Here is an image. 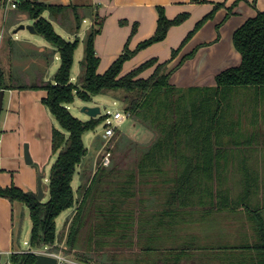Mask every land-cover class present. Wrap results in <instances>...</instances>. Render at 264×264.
Masks as SVG:
<instances>
[{"label":"trees","instance_id":"16d2710c","mask_svg":"<svg viewBox=\"0 0 264 264\" xmlns=\"http://www.w3.org/2000/svg\"><path fill=\"white\" fill-rule=\"evenodd\" d=\"M218 4L222 5V3ZM83 7L90 8V6ZM217 7L219 6L217 5ZM18 9L21 13L27 14L29 19L34 20L33 24L38 34L50 44V47L36 52V55L44 57L49 68L53 65L57 55L61 59L59 68L51 78L47 77L45 72L38 71L36 76L34 75V80L31 79L32 76L21 75V78H14L13 82L8 83L5 72L0 67L1 89L46 90L47 96L43 98V103L61 126V129L54 128L53 130L52 149L54 154H58V157L50 172L48 201L39 200L36 192L25 191L16 185L8 187L0 185V197L7 198L11 202H20L29 207L32 221L30 239L32 248L54 244L59 236L57 219L65 210L78 204L72 220L66 221L69 224L66 244L71 248L75 247L88 211L97 203L109 199L110 196L112 200L110 209L105 205L96 207L97 213L103 219V224L98 226L100 232H113L114 228L125 226L122 236L127 235L128 237L123 248L132 252L153 254L156 258L152 264H183L182 259L188 252L185 246L182 248L167 247L163 244H153V241L156 238H162L163 235L167 240L170 239L169 234L172 233L170 227L175 226L178 215L185 217L188 207L199 208V210H205L204 212L208 213L207 208L204 207L208 206V198L210 203L219 210H236V205L228 191L213 187L211 179L215 177L210 176V172L213 169L214 161L211 159L201 160V157L209 154L213 156L224 150L222 139L223 134L226 133L225 126L227 127L225 113L238 90L254 88L257 91H264V12L259 11L255 17L248 19L234 33V45L242 56L239 66L228 68L218 74L216 86L183 89L170 83L171 74L186 59L193 57L196 51L185 56L181 63L172 70H169V63L197 30L214 15V11L198 22L181 46L173 50V58L162 63H158L156 58L150 59L125 75H122V71L128 60L138 51L163 41L171 27L182 24L188 19L189 13H182L170 19L164 8L159 7L158 26L155 34L142 41L135 50H131L126 44L123 53L109 69L104 74H99L97 69L100 58L96 53L95 38L101 32L103 20L98 13L91 12L90 15L98 26H93L86 35L85 55L80 62L81 73L76 82H73L75 53L81 39L78 36L74 40L64 38L56 31L52 20L61 22L62 17L69 19L68 16L72 12L75 20L74 32L77 34L81 29L84 17L89 15L88 12L81 14L80 7L75 4L57 5L33 0H21ZM45 13L49 14V18L44 16ZM136 30L137 25L133 29V34ZM17 41L9 40L10 48L16 50ZM153 66L156 67L150 77H140L144 70ZM99 95H109L116 101L126 103L127 111L131 113V116L146 129L155 133L154 141L146 146V151H143L142 159L139 160V172L147 174L154 168L159 170L167 156L174 157L175 175L164 177L161 181V184L167 187L160 188L163 193V209L153 206V197L146 205H139L140 202L146 203V200L140 189L141 186L139 187L135 181L133 183L132 179L137 180L136 177L128 179L126 186H122L116 193H108L109 196H106V192H104V197L100 200L101 195L98 196L97 191L103 177L112 175L113 167L111 165H101V168L91 178L90 175H82V182L77 190L80 194L78 198L73 187V180L77 173V167L84 162L89 153L84 136L88 132L95 131L105 121L106 116L100 115L83 120L74 115L69 106L77 98L83 101H92L94 96ZM118 136L121 137V142L125 138L129 139V136L122 131L117 132L116 137L118 138ZM111 146L112 142L106 147L107 151H111ZM186 156L190 157L186 158ZM195 156H197V160H193ZM185 162L187 163L186 167ZM110 164H112V157ZM181 164H184L183 168ZM199 167L207 171L206 176L197 174L196 170ZM157 184H159L158 181ZM145 185L150 184L145 182ZM134 199L135 201H133ZM125 206L127 210H125ZM249 212L255 215L257 224L254 241L241 246L242 249L252 251L250 252V261L245 264H264L263 212L260 210H250ZM23 218L24 213L20 216L18 223L20 230L23 226ZM139 219L142 222L140 223L141 232L136 235L138 238L134 239L135 241L133 239L129 241L128 229L132 226L131 224H135L134 227L139 229L140 225L136 223ZM178 225L179 223L176 226L178 227ZM149 229L150 234L148 235ZM60 238L63 239V234ZM130 245L131 249L128 248ZM219 248L217 247V249ZM12 258L15 262L24 259L25 264H33L36 261V254L14 253Z\"/></svg>","mask_w":264,"mask_h":264},{"label":"crops","instance_id":"0c3cea01","mask_svg":"<svg viewBox=\"0 0 264 264\" xmlns=\"http://www.w3.org/2000/svg\"><path fill=\"white\" fill-rule=\"evenodd\" d=\"M49 3L57 5L75 4L80 7L81 13L88 12L87 14H89L84 17L81 29L77 34L74 32V15L72 12L68 16V21L63 19L61 22L52 20L56 31L64 38L74 40L78 36L81 39L75 53L72 73L73 82H76L81 73L80 62L85 55L86 35L93 26H98L91 17V12L98 13L103 20L101 32L95 38V49L97 56L100 58L97 69L99 74H104L109 69L123 53L126 44L131 50H135L142 41L155 34L158 26L159 7L164 8L167 17L170 19L182 13H189L188 19L182 24L171 27L163 41L138 51L128 60L122 71V75H125L150 59L156 58L158 63H162L173 58V50L181 46L198 22L214 11V15L197 30L169 63V70H172L181 63L185 56L196 51L193 57L186 59L171 74L170 83L183 89L216 86L218 74L228 68L239 66L242 56L234 45V33L248 19L255 17L259 11L264 12V0H49ZM218 3H222V5ZM217 5L219 7L216 8ZM83 6H90V8L86 9ZM10 7L7 0H0V32L4 28V22L7 23L9 18H11V27L19 22H24L21 21L23 18L16 17L12 19L14 15L8 16ZM47 18H49V14ZM28 22L29 24L34 23L31 19H28ZM135 25H137V30L133 34ZM28 33L30 32L27 30V34L22 35V37L29 39L34 45L43 49L50 47L48 42L40 43L38 40H32ZM60 64L61 59L57 55L49 74L55 73ZM155 67L144 70L140 77H150ZM249 90L255 95L253 100H264V91H257L254 88H240L238 92ZM45 96H47L46 90H5L3 110L0 117V185L3 187L16 185L25 191L37 193L39 176H44L43 181L45 183L49 181L50 176L45 173V169L57 155L53 153L52 149L53 130L54 128L61 129V126L49 108L43 103ZM225 121H229L227 116ZM149 132L151 133L150 130ZM227 133L224 135H227ZM260 140V137L252 135L242 138L231 137L230 141H233L234 149L239 150L236 155L227 154L225 151L227 147H225L222 152L215 153L213 156L209 154L201 157V160L211 159V161H214L213 169L210 172V176L215 177L212 181L214 188L216 187L214 182L217 184L218 178H221L223 174L222 171L225 172L232 166L239 169L243 188L240 191L237 190L234 196L228 190L223 189L228 191L229 196L234 201L236 212L248 213L256 224L255 215L249 211L260 210L264 216V204H262L263 206L258 204L255 207L250 206V201L256 198L255 194L259 183L261 185L264 183V180L261 179L264 174V152H262V150L264 151V143H260ZM26 145H28L31 163L26 161ZM255 150H260V153L254 154ZM190 156H186V158ZM166 158L160 169L154 168V171L168 173V175L173 176L175 175L174 157L169 155ZM236 158H239V162L235 160ZM197 159V156L193 158V160ZM185 161L187 160L185 159ZM246 161L248 162L246 163ZM231 162L232 164H230ZM183 165L181 164L182 168ZM186 166L187 163L185 162ZM82 169L83 163L77 167V173L73 180V187L76 192L82 182L80 181L81 174H78ZM196 172L203 177L207 175V171L202 167L197 168ZM159 184H161V181ZM260 191H264V189L261 188ZM208 200V214L205 217L206 220L203 221L206 230L212 232L214 226H218L221 222L223 225L225 224L221 213L225 210H219L210 203L209 198ZM15 203L18 202H11L7 198L0 197V253L8 256L21 253L22 250L18 245H15V227H19L15 217ZM13 208H15L14 213ZM22 213L25 214V211ZM30 225L32 227V224ZM31 230L29 240L31 239Z\"/></svg>","mask_w":264,"mask_h":264},{"label":"rangeland","instance_id":"374dc122","mask_svg":"<svg viewBox=\"0 0 264 264\" xmlns=\"http://www.w3.org/2000/svg\"><path fill=\"white\" fill-rule=\"evenodd\" d=\"M45 1L49 3V0H44L43 2ZM81 14H83V12ZM10 15H14L12 19H15L16 17L20 19L23 18L21 21L24 22L21 23L29 24L28 15L21 13L18 7H10L8 16ZM45 16L47 17L48 14H45ZM62 19L64 21H68L64 17H62ZM73 21V25L75 27V20L73 19ZM21 23H17L11 27V18H9L7 23L4 22V28L0 32V34H2V38H0V67L3 68L8 83L13 82L14 78H21V75L32 76L31 79L34 80V75L36 76L38 71L43 73L45 72L46 76L48 75L47 77L51 78L54 74H49L52 66L49 68L46 59L36 55V52L43 50V48L34 45L29 39L22 37V35L25 36V34H27V30H20L19 32L14 33V30ZM28 35L32 40H38L40 43L47 42L39 34L28 33ZM11 39L18 40L16 43V50L10 48L9 40ZM253 97H255V95L250 92V90L238 92L233 98L231 105L226 110L225 115L229 121H225V124H227V127L225 126V132L228 133L227 135L223 134L225 136V143L223 139L222 147H227L225 151L231 156L236 155L237 152H239L238 149H234L233 141H230L231 137L242 138L252 135L254 137H260V143H264V100H253ZM85 106H100L102 115H106L108 111L113 113L117 110H127L126 103L122 101H117L115 103V99L109 95L94 96L92 101H83L80 98H77L76 101L69 106V108L74 115L87 120L91 117L83 111ZM118 131H122L124 134L128 135L129 139L125 138L124 141L121 142V137H116ZM104 132L103 122L95 131L85 134L84 139L86 146L89 148V153L83 162L82 171L78 174H81V176L90 175L91 178L93 174L101 168L103 156L107 151L106 147H108L112 142L111 154L113 155L111 156L112 164H110L113 167L112 175L110 177H103L102 183L97 191L98 196L101 195V197H99L100 200L104 197V192H106V196H109L108 193H116L117 190L122 188V186H126V181L128 179L136 177L137 180L132 179L133 183L135 181L136 184H139V187L141 186L140 189L143 191L146 200V203L140 202L139 205H146L149 200H151L150 198L153 197V206L163 209V193L160 188L167 187L163 184H157V181L159 183L162 181V178L172 177V175H168V173L155 172L154 170L150 173L144 174L139 172L138 167L139 160L142 159L143 151L145 152L146 146L154 141L155 133H150L149 130L133 116L129 117L128 120L116 129L115 135L109 143H106L103 138ZM262 152L264 151L262 150ZM259 153L260 150L254 151V154ZM57 157L58 154L51 160L45 169V173L49 176ZM235 160L239 162V158H236ZM247 162L248 161H246V163ZM230 164H232V162ZM222 173L221 178H218L217 184L214 182V185L217 188L222 187L228 190L229 193L234 196L237 190L240 191L243 188L239 169L232 166L225 172L222 171ZM261 179L264 180V174ZM212 181L213 179H211V182ZM145 182H148L150 185H145ZM45 184L46 197L43 201H48L50 196V182L48 181ZM261 188L264 189V183L263 185L259 183L255 194L256 198H254L253 201H250V206L255 207L257 204L259 206H263L264 191L259 192V189ZM77 196L79 198L80 194L77 193ZM107 200L97 203L92 206L91 210L88 211L84 226L78 237V243L75 247L71 248L66 244L69 231V224H67L66 221L72 220L78 204L68 210H65L60 215L57 219V231L59 236L56 242L52 245H47L48 248L45 246L36 248L38 253L60 254L65 257L67 261L77 264H152L156 258L153 254L138 251L132 252L131 250L122 247L126 244V239L128 237L127 235L125 237L122 236L125 231V226L114 228L113 232H100L98 226L103 224V219L97 213L96 207L99 205H105L106 208L110 209L112 205L110 196ZM133 201H135V199ZM15 204V217L18 223L22 212L25 211L24 218L22 219V229L20 230V227H15V245H18V247L22 249L21 251H27L30 247H32V245L25 243L26 241H29L28 238L30 237V230L32 228L30 225L32 224L30 209L20 202ZM204 207L207 208L208 206ZM15 208H13V213ZM125 210H127L126 206ZM204 211L205 210H199V208H189L185 217L183 215H178L176 219L177 223L175 226L170 227L172 231V233L169 234L170 239L167 240V238L163 235L162 238H156L153 241V244L157 243L163 244L167 247L172 246L177 248L185 246L188 249V252L182 259L183 264H245L250 261V252L252 251L250 249H242L241 246L254 241L256 230V223L254 219H251L248 213L246 214L244 212H236V210L233 211L227 209L224 212H221L223 214L225 224L223 225L222 222L219 223L218 226H214L213 231L211 232L210 230H206L203 220H206L205 217L208 213ZM109 216L111 217V215ZM215 220L217 221L218 219ZM136 223L140 225V231L134 227L135 224H131L132 226L128 229V234H130L129 241L138 238L136 235H139V232H141V220H137ZM178 223L179 225L177 227L176 225ZM158 231L160 232V230ZM162 231L163 229L161 228V232ZM62 234L63 239L60 238ZM149 234L150 229L148 231V235ZM217 247L220 248L217 249ZM128 248L131 249L132 246L130 245ZM12 256L13 254L9 256L6 254L3 255V261L12 258Z\"/></svg>","mask_w":264,"mask_h":264},{"label":"water","instance_id":"95a60500","mask_svg":"<svg viewBox=\"0 0 264 264\" xmlns=\"http://www.w3.org/2000/svg\"><path fill=\"white\" fill-rule=\"evenodd\" d=\"M20 30H28L31 34H38L34 24L21 23L14 30V32L17 33ZM4 95H5V90H2L0 93V117H1L2 110H3ZM83 111L91 118L102 115L100 106H95V107L85 106L83 108ZM25 156H26L27 163H31L28 145L25 146ZM43 178L44 177L42 175L39 176L38 193H37L39 200H43L46 197V184L43 181ZM0 264H25V263H24V259H21L20 261H17V262H15L13 258L3 261V254L0 253ZM33 264H77V263L70 262V261L61 263L59 261V258L56 255L47 254V253H37L36 261Z\"/></svg>","mask_w":264,"mask_h":264},{"label":"built area","instance_id":"2783aa9c","mask_svg":"<svg viewBox=\"0 0 264 264\" xmlns=\"http://www.w3.org/2000/svg\"><path fill=\"white\" fill-rule=\"evenodd\" d=\"M9 2V4L11 5V7L13 8H17L19 6V3L21 0H7ZM0 38H2V34H0ZM4 89L0 88V93L1 91ZM117 101L115 100V103ZM106 119L104 121V130L105 132L103 133V138L105 139L106 143H109L110 140L113 138V136L115 135V131L116 129H118V127L124 123L126 120L129 119V117H131V113L127 110L124 111H120L117 110L116 112H111L108 111L107 114L105 115ZM111 163V151H106V153L103 156L102 159V165L108 166ZM28 245L30 244V240L25 242ZM48 248V246H45ZM21 253H35L37 254L38 251L36 249H33L32 247H30L27 251L23 250L21 251ZM47 254H51V253H47ZM56 255L59 258V261L61 263L66 262V258L63 257L60 254H53Z\"/></svg>","mask_w":264,"mask_h":264}]
</instances>
